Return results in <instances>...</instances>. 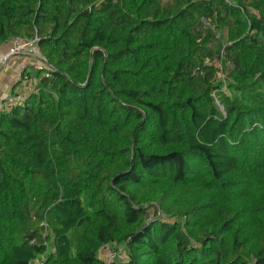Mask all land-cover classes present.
I'll list each match as a JSON object with an SVG mask.
<instances>
[{
  "label": "trees",
  "instance_id": "16d2710c",
  "mask_svg": "<svg viewBox=\"0 0 264 264\" xmlns=\"http://www.w3.org/2000/svg\"><path fill=\"white\" fill-rule=\"evenodd\" d=\"M14 37L55 70L0 109V264H264V0H0Z\"/></svg>",
  "mask_w": 264,
  "mask_h": 264
},
{
  "label": "built area",
  "instance_id": "2783aa9c",
  "mask_svg": "<svg viewBox=\"0 0 264 264\" xmlns=\"http://www.w3.org/2000/svg\"><path fill=\"white\" fill-rule=\"evenodd\" d=\"M38 40L37 37L27 39L14 37L1 45L7 47L6 51H2V47L0 46V69L7 66L14 56L26 57L29 60L28 63L23 65V71L15 79V90L4 100L0 101V109L10 110L15 106L23 105L30 94L35 91V82L31 74V67L39 71L43 78H49L51 72L55 70L43 55L38 45ZM124 248V245H105L103 252L106 253L107 264H114L116 258L124 260ZM36 263L44 264L40 260H37Z\"/></svg>",
  "mask_w": 264,
  "mask_h": 264
},
{
  "label": "crops",
  "instance_id": "0c3cea01",
  "mask_svg": "<svg viewBox=\"0 0 264 264\" xmlns=\"http://www.w3.org/2000/svg\"><path fill=\"white\" fill-rule=\"evenodd\" d=\"M1 47L2 51L7 50V47L5 45ZM28 62L29 60L26 57L14 56L7 66L0 69V94H2V91H5L3 92V94H5L7 90H9L7 96L12 93L13 88H15V79L17 75L23 71V65ZM12 82H14V84L9 87V84H11ZM7 96H3L0 101L4 100Z\"/></svg>",
  "mask_w": 264,
  "mask_h": 264
},
{
  "label": "rangeland",
  "instance_id": "374dc122",
  "mask_svg": "<svg viewBox=\"0 0 264 264\" xmlns=\"http://www.w3.org/2000/svg\"><path fill=\"white\" fill-rule=\"evenodd\" d=\"M12 84H14V82H12L11 84H9V87H11ZM8 91H9V90H7V92H6L5 94H3V92H5V91H2V94H0V99H2L3 96H7ZM225 91H226V90H225ZM219 105H220V104H219ZM219 107H220V109H222V106H221V105H220ZM152 212H153V211L151 210V213H152ZM104 254H105V253H104ZM105 258H106V260H107L106 254H105Z\"/></svg>",
  "mask_w": 264,
  "mask_h": 264
}]
</instances>
